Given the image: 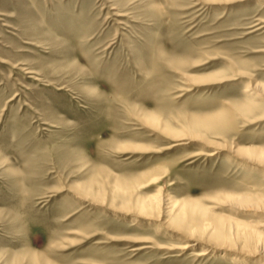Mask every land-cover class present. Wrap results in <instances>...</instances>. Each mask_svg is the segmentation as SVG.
I'll return each instance as SVG.
<instances>
[{
	"label": "rangeland",
	"instance_id": "obj_1",
	"mask_svg": "<svg viewBox=\"0 0 264 264\" xmlns=\"http://www.w3.org/2000/svg\"><path fill=\"white\" fill-rule=\"evenodd\" d=\"M0 264H264V0H0Z\"/></svg>",
	"mask_w": 264,
	"mask_h": 264
},
{
	"label": "bare ground",
	"instance_id": "obj_2",
	"mask_svg": "<svg viewBox=\"0 0 264 264\" xmlns=\"http://www.w3.org/2000/svg\"><path fill=\"white\" fill-rule=\"evenodd\" d=\"M243 154H245L246 152L244 151V152H242ZM246 156H248V155H246ZM205 255V254H204Z\"/></svg>",
	"mask_w": 264,
	"mask_h": 264
}]
</instances>
